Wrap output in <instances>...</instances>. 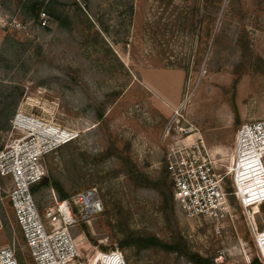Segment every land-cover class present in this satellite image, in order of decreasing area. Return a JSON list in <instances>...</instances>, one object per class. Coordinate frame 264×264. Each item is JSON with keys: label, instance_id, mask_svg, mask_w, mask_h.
I'll use <instances>...</instances> for the list:
<instances>
[{"label": "rangeland", "instance_id": "rangeland-1", "mask_svg": "<svg viewBox=\"0 0 264 264\" xmlns=\"http://www.w3.org/2000/svg\"><path fill=\"white\" fill-rule=\"evenodd\" d=\"M40 1L59 20L43 8L41 23L22 21L13 12L17 0L11 9L0 0L1 14L12 23H0V96L7 88L21 94L7 128L0 131V152L25 136V122L15 128L18 114L77 132L69 146L40 158L46 176L53 174L70 191L66 198L95 188L103 201L104 212L91 222L75 209L78 222L71 231L76 247L88 242L106 250L118 247L123 235L113 222L121 219L163 238L178 229L194 251L217 250L219 264H261L237 201L233 219L219 231L186 218L176 200V220L167 226L158 209L159 193L134 189L124 174L113 177L121 162L104 154L129 144L140 169L157 177L170 146L188 136L180 127H196L189 140L202 135L214 150L221 130L264 119V68L240 65L244 51L237 40H248L264 58V0H223L220 8L203 0ZM90 19L94 28L88 27ZM15 187L12 176L0 174V248H14L19 264H36L11 199ZM54 195L66 199L51 186L33 194L49 232L46 213L56 204ZM255 208L262 230L264 204ZM121 250L128 264H193L173 253Z\"/></svg>", "mask_w": 264, "mask_h": 264}, {"label": "built area", "instance_id": "built-area-1", "mask_svg": "<svg viewBox=\"0 0 264 264\" xmlns=\"http://www.w3.org/2000/svg\"><path fill=\"white\" fill-rule=\"evenodd\" d=\"M0 23L12 24L1 12ZM16 120L15 128L21 126V122L26 123L22 127L25 136L0 152V174L12 176L15 181L11 199L35 263L128 264L125 252L118 247L106 250L88 242L78 248L72 242L70 227L78 222L75 209H79L85 222H91L104 212L103 201L95 188L70 199L62 200L54 195L56 204L46 213L52 228L48 231L31 186L46 176L40 158L77 139L78 134L34 117L18 114ZM29 124L34 127L30 128ZM196 129L193 125L180 127L188 136L180 140L181 144L173 143L166 153L179 209L186 218L199 225L209 224L219 231L220 226L234 217L230 199L234 195L253 232L258 261L264 264V229H258L256 214L259 211L255 208L264 204V119L221 130L217 134L219 145L214 150L205 144L202 135L197 140H189ZM227 179L233 192L226 188ZM0 264H19L14 248H0Z\"/></svg>", "mask_w": 264, "mask_h": 264}, {"label": "trees", "instance_id": "trees-1", "mask_svg": "<svg viewBox=\"0 0 264 264\" xmlns=\"http://www.w3.org/2000/svg\"><path fill=\"white\" fill-rule=\"evenodd\" d=\"M14 0H5V5L11 9V3ZM18 8H16L14 13L22 20L27 21L31 18L35 20L36 23H41V11L45 8L53 17L59 20V16L55 14V11L49 9L45 2L40 0H17ZM194 2L198 0H193ZM205 3L213 4L216 8H220L223 0H203ZM79 7V5H78ZM131 8V6H130ZM64 20L65 24H68ZM203 23V20H201ZM187 22H182V24L187 25ZM176 25L175 23H173ZM95 22L89 20L88 27L94 28ZM191 31L195 29V22H191ZM213 33H210V37ZM219 34L215 35V42H219ZM238 43L241 44L243 48V55L240 60V65L248 66L251 65L255 71H260L264 68V58L256 53L250 48L249 42L242 37H239ZM174 64V62H170ZM186 68V66H181ZM16 88H7V93L0 96V131L7 128L9 119L16 107L19 97L21 94L15 96ZM237 123H240V117H237ZM71 143V142H70ZM69 144V143H68ZM67 145V144H66ZM69 146V145H67ZM116 155L121 162L120 168L114 173L113 177H118L120 174H124L129 181V184L136 190L143 188H153L160 195V203L158 209L161 211L165 223L167 226L171 223L172 219L176 220L175 214V196H174V182L170 176V172L166 164L163 165L159 175L157 177H152L149 174L143 172L138 166L137 162L134 161L130 155V145L127 144L126 148L120 152H116L110 147L104 154V157L108 158ZM42 164L43 160H42ZM45 166V165H44ZM42 180L38 181L32 186V193L36 195L43 187L51 186L55 188L61 198H66L70 196V191L64 185V183L51 173H47ZM226 188L229 192H233L231 187L230 179H227ZM231 202L236 203V197L234 195L230 196ZM107 213H111L108 210ZM113 226L117 227L122 233L123 237L119 239L120 249L129 250L132 249L136 253L141 254V252L146 250L162 251L167 254H176L179 258L184 257L187 261L193 264H219L215 261L218 256L217 250L213 249L211 253L201 254L200 252L194 251L187 238L182 234L180 230H175L171 232L169 238H163L159 236L156 232H153L147 228L135 229L129 227V224H123L121 219L113 222Z\"/></svg>", "mask_w": 264, "mask_h": 264}, {"label": "bare ground", "instance_id": "bare-ground-1", "mask_svg": "<svg viewBox=\"0 0 264 264\" xmlns=\"http://www.w3.org/2000/svg\"><path fill=\"white\" fill-rule=\"evenodd\" d=\"M24 126V125H23ZM30 128H32V127H34L32 124L29 126ZM254 163V162H253ZM252 163V164H253ZM74 226V225H73ZM72 226V227H73ZM72 227H70V236H71V238H72V242H73V244L76 246V244H75V242H74V238H73V235H72V231H71V229H72Z\"/></svg>", "mask_w": 264, "mask_h": 264}, {"label": "crops", "instance_id": "crops-1", "mask_svg": "<svg viewBox=\"0 0 264 264\" xmlns=\"http://www.w3.org/2000/svg\"><path fill=\"white\" fill-rule=\"evenodd\" d=\"M0 229H1V227H0Z\"/></svg>", "mask_w": 264, "mask_h": 264}, {"label": "water", "instance_id": "water-1", "mask_svg": "<svg viewBox=\"0 0 264 264\" xmlns=\"http://www.w3.org/2000/svg\"><path fill=\"white\" fill-rule=\"evenodd\" d=\"M257 261V260H256Z\"/></svg>", "mask_w": 264, "mask_h": 264}]
</instances>
